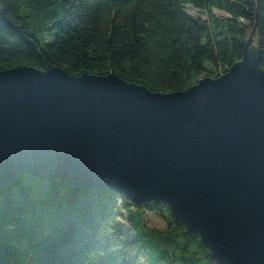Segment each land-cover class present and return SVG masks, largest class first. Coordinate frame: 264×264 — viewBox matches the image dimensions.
Instances as JSON below:
<instances>
[{"label": "water", "instance_id": "95a60500", "mask_svg": "<svg viewBox=\"0 0 264 264\" xmlns=\"http://www.w3.org/2000/svg\"><path fill=\"white\" fill-rule=\"evenodd\" d=\"M256 28L242 59L189 90L117 75L0 71V188L21 172L165 201L219 264H264V69Z\"/></svg>", "mask_w": 264, "mask_h": 264}, {"label": "trees", "instance_id": "16d2710c", "mask_svg": "<svg viewBox=\"0 0 264 264\" xmlns=\"http://www.w3.org/2000/svg\"><path fill=\"white\" fill-rule=\"evenodd\" d=\"M253 28L264 69V0H0V71L50 65L76 77L117 75L154 93L185 92L240 61ZM119 202L133 238L120 223ZM147 212L168 226H146ZM149 247L159 250L155 262ZM194 249L206 264H219L165 201L138 205L122 193L30 171L0 188V264H186Z\"/></svg>", "mask_w": 264, "mask_h": 264}, {"label": "rangeland", "instance_id": "374dc122", "mask_svg": "<svg viewBox=\"0 0 264 264\" xmlns=\"http://www.w3.org/2000/svg\"><path fill=\"white\" fill-rule=\"evenodd\" d=\"M186 11L194 17H197V18H200L202 20L207 21V17L205 16V14L200 13L199 11L195 10L194 8L187 7ZM213 12L217 17H220V18H229L230 17L227 13L220 11V10L214 9ZM206 67H208V68L211 67V63L207 62ZM201 78H203V77H201ZM118 204L122 209V217H121L120 223L122 224V226L126 232L127 238H129V239L133 238V237H135V234L132 233V228L130 226V223L128 222V220L131 218V215L128 214L127 211L124 210L123 204L121 202H119ZM143 223L146 226L153 228V229H157V230L164 229L168 226L167 220L164 217L158 216L157 214L151 213V212H147L144 214ZM148 251H149L150 259L155 262V260L157 259L158 255H159V250L149 247ZM177 255H178V257H180V256L185 255V254H182L180 252V250L177 249ZM187 256H188V260H187L188 263H186V264H206V262H207L204 260L203 256L200 255V253L197 251V249L192 250ZM178 263L185 264L183 262V260H180V259L178 260Z\"/></svg>", "mask_w": 264, "mask_h": 264}]
</instances>
